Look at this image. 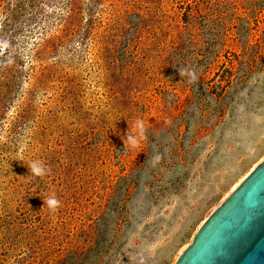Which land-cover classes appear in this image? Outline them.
<instances>
[{"label": "rangeland", "instance_id": "1", "mask_svg": "<svg viewBox=\"0 0 264 264\" xmlns=\"http://www.w3.org/2000/svg\"><path fill=\"white\" fill-rule=\"evenodd\" d=\"M263 161L264 0H0V264H176Z\"/></svg>", "mask_w": 264, "mask_h": 264}, {"label": "water", "instance_id": "2", "mask_svg": "<svg viewBox=\"0 0 264 264\" xmlns=\"http://www.w3.org/2000/svg\"><path fill=\"white\" fill-rule=\"evenodd\" d=\"M176 264H264V161L210 216Z\"/></svg>", "mask_w": 264, "mask_h": 264}, {"label": "clouds", "instance_id": "3", "mask_svg": "<svg viewBox=\"0 0 264 264\" xmlns=\"http://www.w3.org/2000/svg\"><path fill=\"white\" fill-rule=\"evenodd\" d=\"M179 75L181 77H184L185 75L190 76L191 79L189 80V83L195 80V74L187 68H180ZM139 128L142 132V128H143L142 124L139 125ZM128 140H129V143L127 147H137L138 146V141L134 137L130 136ZM158 160H159V157L154 158V162ZM29 167H30L31 172L34 175L43 176L46 174L45 168L43 166L38 165L36 162L31 163ZM44 204L47 206L50 212H55L60 206V201L56 199L55 197H50L44 200Z\"/></svg>", "mask_w": 264, "mask_h": 264}]
</instances>
